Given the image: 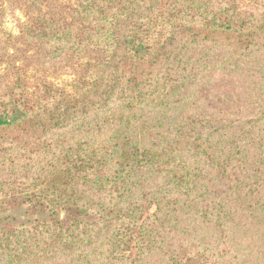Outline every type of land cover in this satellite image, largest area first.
<instances>
[{"label":"trees","instance_id":"1","mask_svg":"<svg viewBox=\"0 0 264 264\" xmlns=\"http://www.w3.org/2000/svg\"><path fill=\"white\" fill-rule=\"evenodd\" d=\"M11 1L27 19L12 49L0 36V212L48 219L5 223L0 264H206L234 238L264 246V0H0V30ZM218 75L241 80L236 108L200 105L231 102Z\"/></svg>","mask_w":264,"mask_h":264},{"label":"rangeland","instance_id":"2","mask_svg":"<svg viewBox=\"0 0 264 264\" xmlns=\"http://www.w3.org/2000/svg\"><path fill=\"white\" fill-rule=\"evenodd\" d=\"M63 3L72 4L75 0H60ZM4 11L5 14L2 18L1 22V30H0V36L2 38L1 45L8 47L9 49H12L13 46L16 44V40L19 37V24L22 21H25L27 19L26 15V7L22 2L15 3L14 1L6 2L4 5ZM1 69V68H0ZM29 74L31 75H46L48 77V80L52 82L55 89L58 90H65V91H72L74 88V79L75 76L69 73L65 72H54L52 73L48 69H43L38 65H32L29 70ZM229 76V75H228ZM223 77L218 75L216 83H213L214 85H217V89L219 91V94H224L225 91L223 88H227L230 91H234L230 85L229 87H220L219 84H221V81L219 79H222ZM226 80H224V84L232 82V84L236 88V92L240 87L242 88V82L241 80H234L228 77H225ZM224 79V78H223ZM210 83H206L203 86L205 88V93H208V91H211V93L215 94L213 88L214 85ZM209 89V90H206ZM204 90V89H203ZM233 92V95H223V98L231 99V102L226 101H219L215 100V97L212 96L208 98L205 103H200V105H204L207 108H211V106L215 108H223L225 107H232L236 108L238 103H242L243 100H239V94ZM199 97V96H198ZM212 109V108H211ZM245 109V108H244ZM250 111H253V109L250 107L248 108L249 113ZM27 207L23 206L21 208L15 209L14 211L2 213L0 212V234L2 233V230L4 228L5 223H10L14 227H23L26 229H32L35 221L37 220H47L48 219V213H38L34 214L33 216H30L26 212ZM155 211V207H153L150 210L151 212ZM241 233L244 234L241 230ZM245 235V234H244ZM262 238H252L246 235V238H234L226 243L220 244L219 246H215L212 253L207 254V260L206 264H264V246L262 247ZM234 245V246H233ZM158 259L157 257L154 258ZM50 263V262H48Z\"/></svg>","mask_w":264,"mask_h":264}]
</instances>
